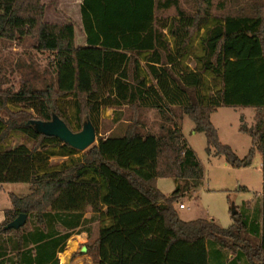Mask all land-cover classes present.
<instances>
[{
    "label": "trees",
    "instance_id": "obj_1",
    "mask_svg": "<svg viewBox=\"0 0 264 264\" xmlns=\"http://www.w3.org/2000/svg\"><path fill=\"white\" fill-rule=\"evenodd\" d=\"M218 5L220 15L212 13L214 0H193V10L180 0H82L87 45L77 46L75 24L46 21L43 0H0V39L30 37L36 49L55 53L54 78L43 87L26 80L17 92L0 88V109L9 114L0 115V144L11 130L35 142L32 148L0 149V183L32 185L27 195L9 193L13 208L0 223V264H60L74 230L104 217L110 223L87 246L98 264H210L212 258L215 264H264V0ZM173 7L171 23L159 16ZM212 19L201 40V68L191 69L183 64L191 38ZM206 71L221 80L208 97ZM67 97L74 98L77 130L61 106ZM10 102L34 112H10ZM123 106L132 113L123 133L100 136L81 157L48 168L49 147H72L36 131L30 119L50 120L56 113L74 131L89 119L98 133L102 109ZM219 107L257 109L254 126L243 118L240 125L252 138L244 157L221 141L211 120ZM144 108L161 114L158 131L147 130ZM184 114L205 134L208 154L224 156L233 167L249 166L256 149L262 152L260 202L233 214L229 227L213 219L184 220L176 209L204 177L176 122ZM159 177L175 180L171 194L160 190ZM21 213L26 223L6 228ZM228 251L236 254L229 257Z\"/></svg>",
    "mask_w": 264,
    "mask_h": 264
},
{
    "label": "rangeland",
    "instance_id": "obj_2",
    "mask_svg": "<svg viewBox=\"0 0 264 264\" xmlns=\"http://www.w3.org/2000/svg\"><path fill=\"white\" fill-rule=\"evenodd\" d=\"M47 4L48 22L80 21V0H43ZM183 8L193 10V0H180ZM219 2H224L227 7L232 6L233 0H214L212 13L220 15ZM159 16L167 18L171 23L173 17L177 16L176 9L173 7L169 10L161 11ZM215 21L211 22L195 32L191 38L187 54L183 58V64L191 69H200L201 63L198 57L204 54L201 43L202 37L208 27ZM80 27H78V32ZM81 32V31H80ZM167 39L173 44L174 36L165 29ZM33 38L28 37L23 41H12L0 39V88L17 92L23 86L26 80L31 81L38 87H43L48 81L54 78L52 64L55 53L51 51H41L33 46ZM205 82L203 93L205 96H211L221 87L220 78L211 72H204ZM61 106L64 108L72 127L77 130L76 107L73 97H67L61 100ZM7 110L18 112L33 109L25 107L23 104L8 103ZM241 110L231 107H223L214 114L213 120L216 128L220 131V139L223 143L232 146L234 151L244 157L250 150L252 138L247 133L239 130ZM248 115L246 124L249 127L254 126L253 109H246ZM131 110L127 106L121 108L104 107L101 111V122L97 141L100 136H108L112 133H123L125 126L128 124ZM140 114L147 121V130L156 132L162 122L161 114L157 109L144 108ZM0 115L8 118L9 114L6 109H0ZM181 115V114H180ZM184 116V115H182ZM182 118H176L178 125H181ZM194 121L186 116L183 124V130L188 140L194 147L200 158L203 168L204 177L201 186H199L192 196L186 195L180 202L185 204V208L178 207V212L182 218H205L213 219L221 227H229L233 224V207L242 213L244 210L252 211L256 204L260 202L263 193V172H262V155L254 156L252 163L247 167H233L225 164V157L220 155H210L206 151L207 138L204 133L193 135ZM172 125V123H170ZM34 140L19 130H11L5 136L0 144L1 150H7L19 145H26L30 148L34 146ZM93 146V145H92ZM90 148V147H89ZM51 153L48 168L56 169L63 163H70L72 159L79 158L85 150H78L72 147L64 149L62 146L49 147ZM162 190L172 192L175 187V180L171 177H165L160 181ZM32 191V185L24 182H4L0 183V209L5 206H12L9 193L13 192L19 196L27 195ZM9 192V193H8ZM89 212V211H87ZM98 221L94 225V222ZM93 222H85L82 227L76 228L74 234L69 238L67 246L59 254L62 264H93L96 262L95 253L91 250L82 252L83 246L93 244L98 230L105 226L106 219L102 218ZM89 230L90 239L82 240L77 236L82 230ZM212 243V241H211ZM229 254L233 253L228 251ZM72 261L69 263V261Z\"/></svg>",
    "mask_w": 264,
    "mask_h": 264
},
{
    "label": "water",
    "instance_id": "obj_3",
    "mask_svg": "<svg viewBox=\"0 0 264 264\" xmlns=\"http://www.w3.org/2000/svg\"><path fill=\"white\" fill-rule=\"evenodd\" d=\"M29 123L36 131L47 135L55 136L62 142L70 145L78 150H86L97 141V129L93 122L89 119L83 122L81 130L74 131L69 125L56 113L53 114L50 120L30 119ZM236 207H233V214H237ZM27 214L21 213L12 220L6 228H20L27 221ZM82 252L87 251V246H83Z\"/></svg>",
    "mask_w": 264,
    "mask_h": 264
},
{
    "label": "crops",
    "instance_id": "obj_4",
    "mask_svg": "<svg viewBox=\"0 0 264 264\" xmlns=\"http://www.w3.org/2000/svg\"><path fill=\"white\" fill-rule=\"evenodd\" d=\"M45 2V1H44ZM81 3H82V0H80V3H79V6H80V8H81ZM46 8H47V4H46ZM46 12H47V9H46ZM80 14H81V11H80ZM46 16H47V13L45 14V20L46 21H48L47 20V18H46ZM81 19H80V21H76V22H73L74 24H75V29H76V32H75V41H76V44H77V46H86L87 45V40H86V35H85V33H84V30H83V23H82V16L80 17ZM50 22V21H49ZM55 23H69L68 21H58V22H55ZM78 27H80V30H79V32H78ZM81 31V32H80ZM221 108H223V107H219V108H217L216 109V111H214L212 114H211V120H212V122L214 123V125L216 124L215 122H214V120H213V116H214V114H216L218 111H219V109H221ZM231 108H235V109H243V110H241V116H240V123H239V130H240V125H241V123H242V118L244 119V121H246L247 122V120H248V115H247V113L245 112V110L246 109H253V112H252V115L254 116V122H255V116H256V112H257V109L255 108V107H231ZM186 116H188V115H186V114H184V116L182 117V121H181V125H180V127L182 128V131H183V133H184V130H183V124H184V122H185V119H186ZM249 126H251V125H249ZM195 124H194V126H193V131H192V134L193 135H196V134H200V133H203V132H196L195 130ZM219 129V128H218ZM218 132H220L219 130H218ZM184 135H185V133H184ZM220 136V135H219ZM185 138H186V140L188 141V143H189V145L194 149V147H193V145L191 144V142L188 140V138H187V136L185 135ZM251 147H252V145H251ZM250 147V148H251ZM259 153H261V155H262V152L259 150V149H256V151H255V155L254 156H256V155H259ZM225 164L226 165H230L227 161H226V159H225ZM262 166H263V156H262ZM165 177H159L158 179H157V184H158V187L160 188V190L164 193V194H166V195H169V194H171L172 192H165V191H163L162 190V187H161V185H160V181L162 180V179H164ZM176 184V183H175ZM9 193V192H8ZM262 195H263V193H262ZM261 195V196H262ZM182 202H180L179 203V205H178V202L175 204V206H176V209H178V207H180V204H181ZM184 204V203H183ZM11 205H12V202H11ZM186 206H184V207H182V209H184ZM13 208V205L12 206H5L4 208H1L0 209V223L5 219V217H6V211H8V210H10V209H12ZM181 208V207H180ZM178 211V210H177ZM179 213V212H178ZM92 216V212L91 211H89V212H86L85 213V218H90ZM182 218V217H181ZM104 219H106V223H105V225H108L109 223H110V220L107 218V217H104ZM182 219H184V220H192L191 218H182ZM197 219V218H196ZM205 219V218H204ZM96 223H98V221H95L94 222V225L96 224ZM100 230V229H99ZM99 230H98V233H99ZM98 233H97V236L95 237V239L98 237ZM77 236L78 237H80L82 240H85V241H88L89 239H90V234H89V230H87V229H85V230H82L79 234H77ZM61 254V253H60ZM229 257H233V254H231ZM213 259L214 258H212V261H211V263L210 264H215V261H213ZM72 261L70 260V263H71ZM60 264H62L61 263V261H60ZM93 264H98V262H93Z\"/></svg>",
    "mask_w": 264,
    "mask_h": 264
},
{
    "label": "built area",
    "instance_id": "obj_5",
    "mask_svg": "<svg viewBox=\"0 0 264 264\" xmlns=\"http://www.w3.org/2000/svg\"><path fill=\"white\" fill-rule=\"evenodd\" d=\"M184 206H185V204H183V203L180 204V207H181V208L184 207Z\"/></svg>",
    "mask_w": 264,
    "mask_h": 264
},
{
    "label": "bare ground",
    "instance_id": "obj_6",
    "mask_svg": "<svg viewBox=\"0 0 264 264\" xmlns=\"http://www.w3.org/2000/svg\"><path fill=\"white\" fill-rule=\"evenodd\" d=\"M69 263H70V261H69Z\"/></svg>",
    "mask_w": 264,
    "mask_h": 264
}]
</instances>
